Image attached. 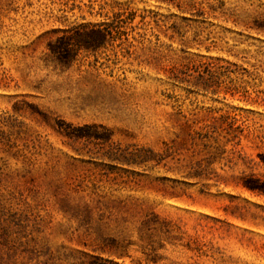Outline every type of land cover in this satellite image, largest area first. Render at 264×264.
<instances>
[{
	"label": "rangeland",
	"instance_id": "rangeland-1",
	"mask_svg": "<svg viewBox=\"0 0 264 264\" xmlns=\"http://www.w3.org/2000/svg\"><path fill=\"white\" fill-rule=\"evenodd\" d=\"M261 21L264 0H0V264H264Z\"/></svg>",
	"mask_w": 264,
	"mask_h": 264
},
{
	"label": "trees",
	"instance_id": "trees-1",
	"mask_svg": "<svg viewBox=\"0 0 264 264\" xmlns=\"http://www.w3.org/2000/svg\"><path fill=\"white\" fill-rule=\"evenodd\" d=\"M257 22V21H255ZM255 27H250L252 29H255L257 31H260V32H264V21H261V23H255ZM235 57H239V55H234ZM245 58V57H243ZM227 66H219V65H215L214 63H208L206 65V71H204L203 73H206L207 75L210 76L209 79H211L212 77H221L223 75H237V74H242L240 73L241 70L243 71H246V69H241L240 66H238L237 63H229L227 62ZM203 78L205 76H202ZM234 80L231 81V83H233ZM217 84V83H216ZM204 86H205V90H208L211 87V85H208V82H205L204 83ZM231 92L235 95L236 93H239V94H243V96H246L249 91L247 90V88L245 86H242V85H238V84H232V87H231ZM213 94H216V90L215 91H212ZM264 101V99H263ZM259 182V180H258ZM258 184V183H257ZM256 186V185H255ZM253 188L254 190H258L259 192L263 193L264 194V182L260 183L259 187H251Z\"/></svg>",
	"mask_w": 264,
	"mask_h": 264
}]
</instances>
